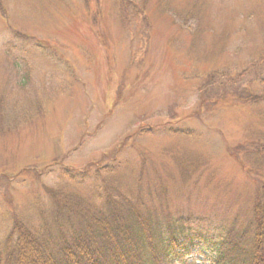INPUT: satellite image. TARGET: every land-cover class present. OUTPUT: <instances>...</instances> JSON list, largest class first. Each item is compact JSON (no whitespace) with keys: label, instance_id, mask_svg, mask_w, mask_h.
<instances>
[{"label":"rangeland","instance_id":"1","mask_svg":"<svg viewBox=\"0 0 264 264\" xmlns=\"http://www.w3.org/2000/svg\"><path fill=\"white\" fill-rule=\"evenodd\" d=\"M0 107L1 256L15 219L48 225L50 191L89 195L61 169L121 142L157 215L242 229L264 183V0H0Z\"/></svg>","mask_w":264,"mask_h":264},{"label":"trees","instance_id":"2","mask_svg":"<svg viewBox=\"0 0 264 264\" xmlns=\"http://www.w3.org/2000/svg\"><path fill=\"white\" fill-rule=\"evenodd\" d=\"M143 129L135 134L148 136L153 128ZM166 133L188 136L171 129ZM123 149L122 142L116 144L101 162L76 175L61 169L66 183L86 186L89 195L50 191L48 225L31 227L15 219L0 264H165L191 254L210 264H264V183L255 186L253 180L242 229L233 225L226 233L194 232L178 217L157 215L158 209L140 197L143 164L121 163ZM179 163L187 182L190 170ZM156 187L146 186L147 199L160 195Z\"/></svg>","mask_w":264,"mask_h":264}]
</instances>
